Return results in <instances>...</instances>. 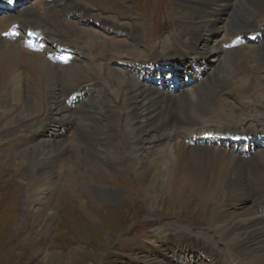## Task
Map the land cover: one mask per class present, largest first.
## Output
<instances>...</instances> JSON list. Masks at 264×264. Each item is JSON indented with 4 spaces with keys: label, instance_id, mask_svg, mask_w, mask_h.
Returning <instances> with one entry per match:
<instances>
[{
    "label": "bare ground",
    "instance_id": "6f19581e",
    "mask_svg": "<svg viewBox=\"0 0 264 264\" xmlns=\"http://www.w3.org/2000/svg\"><path fill=\"white\" fill-rule=\"evenodd\" d=\"M241 1L175 0L184 18L154 45L133 20L107 19L82 0H0V144L17 132L26 148L4 159L27 178L26 208L45 206L54 190L91 218L87 203L118 206L125 190L96 176L127 143L122 156L134 154L138 166L128 168L145 201L210 198L211 236L171 227L150 235L159 264H191L195 251L206 264H264V118L245 113L263 110L264 0ZM167 67L192 83L174 92L142 79ZM50 217L37 234L52 229Z\"/></svg>",
    "mask_w": 264,
    "mask_h": 264
},
{
    "label": "rangeland",
    "instance_id": "374dc122",
    "mask_svg": "<svg viewBox=\"0 0 264 264\" xmlns=\"http://www.w3.org/2000/svg\"><path fill=\"white\" fill-rule=\"evenodd\" d=\"M82 2L84 6L95 13L103 14L107 19L118 13L122 21L133 20L141 26L145 36L150 38L148 42L154 45L167 37L178 21L184 18L175 0H82ZM236 2L237 6H242L241 0ZM155 36L157 38L154 41ZM233 73L235 71L227 73L221 79L229 78ZM260 85L264 87L263 82ZM255 100L262 104L263 110L245 113L264 118V89L257 92ZM11 105L15 108L14 111H17L15 104ZM16 135L3 138V143L0 144V264H159L160 259H165L158 258L160 254L155 246L150 247L153 244L150 235L157 228L171 227L174 232L183 230L185 233L197 232L202 236L212 235L210 229L205 228L204 222L208 208L212 210L209 206L210 198L205 200L187 196L188 204L176 206L164 198L145 201L147 198L139 187L138 179L132 174V168H128L138 166L134 154L131 152L126 158L122 156L127 150V143H119L120 146L113 147L115 148L113 161L109 163L108 157L104 158L105 166L102 165V169L105 172L96 176L100 182V177L109 179L106 184L109 187L118 191L125 190L127 197L125 196L118 206H109L110 208L104 210L93 208L87 203L86 209L93 213L91 218L89 214L79 213L74 207L70 208L61 190H54L44 194L45 206L33 203L28 205L31 206L28 208L31 211L27 213L26 188L23 182L27 178L8 167L5 161L12 155L18 156L26 150L24 145L17 143ZM103 139H111V132L108 131L106 138ZM37 143L29 144L34 147ZM97 147L100 150V146ZM80 153L76 151L77 156ZM120 155L121 157H118ZM86 163H83V168H88L89 163ZM109 164L112 168H118L115 171L117 175L112 174ZM36 212L38 213L34 216ZM51 213H54L55 217L52 218L48 229H52L45 234H37L38 230L46 229L43 225L51 218ZM116 219L120 224L118 228L109 227L108 221ZM115 230L119 231L116 235L113 234ZM158 238L159 242L164 240L161 234ZM73 249L75 250L72 251ZM162 251H160L162 256L166 257ZM48 255L53 257L49 259ZM207 261L208 259L203 258L198 251H195L191 258V264H206ZM232 261L233 264H239L236 259Z\"/></svg>",
    "mask_w": 264,
    "mask_h": 264
}]
</instances>
